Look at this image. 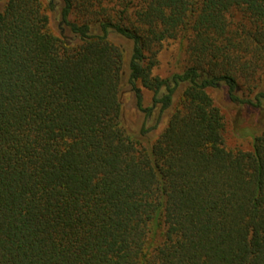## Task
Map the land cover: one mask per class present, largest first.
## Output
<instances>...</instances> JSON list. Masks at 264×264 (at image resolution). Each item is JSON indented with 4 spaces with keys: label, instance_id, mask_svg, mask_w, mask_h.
Masks as SVG:
<instances>
[{
    "label": "trees",
    "instance_id": "trees-1",
    "mask_svg": "<svg viewBox=\"0 0 264 264\" xmlns=\"http://www.w3.org/2000/svg\"><path fill=\"white\" fill-rule=\"evenodd\" d=\"M0 7V264H264V113L228 147L209 92L263 108L264 0Z\"/></svg>",
    "mask_w": 264,
    "mask_h": 264
},
{
    "label": "rangeland",
    "instance_id": "rangeland-1",
    "mask_svg": "<svg viewBox=\"0 0 264 264\" xmlns=\"http://www.w3.org/2000/svg\"><path fill=\"white\" fill-rule=\"evenodd\" d=\"M50 18L51 25L55 30H58V17L56 14H52ZM180 50L181 46L178 40L164 41L158 51V64L154 68V73L166 77L177 71L182 65L181 61H183L179 56ZM140 88L143 94V106H150L151 92L141 86ZM209 92L224 115V135L227 146L244 150L250 149L252 136L259 128L260 116L264 113V103L262 109L247 105H237L228 98L224 87L210 89ZM238 94L243 96L241 91ZM124 101L126 106V120L133 129H138L143 120V114L137 109L133 92L130 91L128 86L124 93ZM157 113L158 108H155L153 115L147 122V126L152 125Z\"/></svg>",
    "mask_w": 264,
    "mask_h": 264
}]
</instances>
